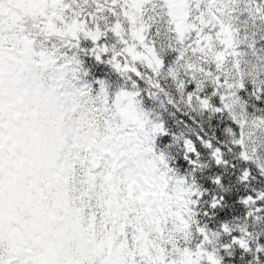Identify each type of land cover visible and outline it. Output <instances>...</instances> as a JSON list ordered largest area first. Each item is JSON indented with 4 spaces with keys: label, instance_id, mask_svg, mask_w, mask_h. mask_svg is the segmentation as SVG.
Wrapping results in <instances>:
<instances>
[{
    "label": "snow or ice",
    "instance_id": "1",
    "mask_svg": "<svg viewBox=\"0 0 264 264\" xmlns=\"http://www.w3.org/2000/svg\"><path fill=\"white\" fill-rule=\"evenodd\" d=\"M0 264H264V0H0Z\"/></svg>",
    "mask_w": 264,
    "mask_h": 264
}]
</instances>
